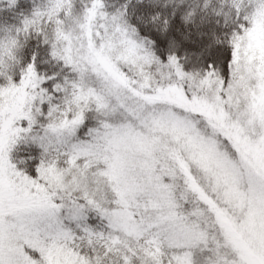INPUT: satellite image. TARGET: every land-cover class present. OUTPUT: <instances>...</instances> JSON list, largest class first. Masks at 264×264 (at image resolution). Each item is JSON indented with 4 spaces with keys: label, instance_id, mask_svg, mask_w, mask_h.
Instances as JSON below:
<instances>
[{
    "label": "snow or ice",
    "instance_id": "1",
    "mask_svg": "<svg viewBox=\"0 0 264 264\" xmlns=\"http://www.w3.org/2000/svg\"><path fill=\"white\" fill-rule=\"evenodd\" d=\"M0 264H264V0H0Z\"/></svg>",
    "mask_w": 264,
    "mask_h": 264
}]
</instances>
